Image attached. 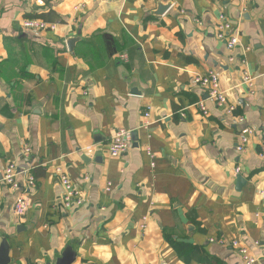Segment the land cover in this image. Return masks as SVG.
Listing matches in <instances>:
<instances>
[{
    "label": "crops",
    "instance_id": "obj_1",
    "mask_svg": "<svg viewBox=\"0 0 264 264\" xmlns=\"http://www.w3.org/2000/svg\"><path fill=\"white\" fill-rule=\"evenodd\" d=\"M222 15L233 49L216 38ZM29 18L55 28L26 30ZM210 70L242 123L193 82ZM243 126L254 133L238 152ZM119 128L132 143L110 157L103 145ZM263 148L264 0H0L9 264H54L67 246L72 264H243L230 241L264 247ZM9 163L18 191L2 180ZM60 173L80 190L78 208L63 206ZM21 190L29 208L16 217ZM168 238L190 247L178 255Z\"/></svg>",
    "mask_w": 264,
    "mask_h": 264
},
{
    "label": "built area",
    "instance_id": "obj_2",
    "mask_svg": "<svg viewBox=\"0 0 264 264\" xmlns=\"http://www.w3.org/2000/svg\"><path fill=\"white\" fill-rule=\"evenodd\" d=\"M22 27L26 30H47L54 29L55 25L47 23L41 19L29 18L22 21ZM216 27V38L224 41L229 49H233L239 41L238 34L232 30L229 21L222 15L219 17ZM193 82L206 92L207 97L212 100L217 107L222 108V110L228 115H234L237 123H242L244 121V117L242 115L234 114L235 106L228 101L226 92L220 86L218 74L214 70H210L205 74L194 75ZM199 107L202 113L206 115L207 110L203 102L199 103ZM148 115L149 113H145L146 117H148ZM253 133L254 130L247 126H243L238 130V140L236 143V150L238 152L244 151L253 136ZM131 143V131L119 128L111 136L110 140L103 146L106 148L107 154L110 157H118L123 155L130 148ZM82 150L86 155H91L94 152V146H87ZM25 152H29L27 147H25ZM145 152L151 159L154 157L150 148L146 147ZM262 154L264 155V148L262 149ZM151 166H154V162H151ZM239 170V167H237L236 173H238ZM18 174L19 171L12 163H9L3 172V182L6 183L13 191L19 190V183L17 181ZM34 181V177L28 174L26 178L27 187L34 186ZM59 181L63 188L61 196L63 206L74 209L82 205L83 199L80 194V190L74 186L71 179L67 175L60 173ZM262 194H264V192ZM28 208L29 197L27 196L25 190H21L18 192L15 199L13 212L16 217H23ZM219 242L224 243V240H219ZM230 245L238 252L243 264H259L260 261L264 262V247H260L257 254H251L249 249L241 245L237 240L230 241Z\"/></svg>",
    "mask_w": 264,
    "mask_h": 264
},
{
    "label": "water",
    "instance_id": "obj_3",
    "mask_svg": "<svg viewBox=\"0 0 264 264\" xmlns=\"http://www.w3.org/2000/svg\"><path fill=\"white\" fill-rule=\"evenodd\" d=\"M160 10H164V7H160ZM75 38L68 41L69 50H72V45ZM238 180L241 179L240 176L237 177ZM9 245L7 239H3L0 244V264H9L10 259L8 257ZM76 252L72 249L71 246H67L61 253V255L56 259L54 264H72L75 260ZM50 264V263H46Z\"/></svg>",
    "mask_w": 264,
    "mask_h": 264
},
{
    "label": "trees",
    "instance_id": "obj_4",
    "mask_svg": "<svg viewBox=\"0 0 264 264\" xmlns=\"http://www.w3.org/2000/svg\"><path fill=\"white\" fill-rule=\"evenodd\" d=\"M36 19H38V18H36ZM167 240L170 243V245H172V247L174 248V250L176 251V253L178 255H182V253L190 247V244H187V243L178 242V241L172 240L170 238H168ZM208 260L209 259H207L205 261L206 264H213L211 261H208Z\"/></svg>",
    "mask_w": 264,
    "mask_h": 264
}]
</instances>
